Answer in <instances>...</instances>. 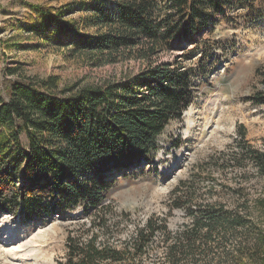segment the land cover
Segmentation results:
<instances>
[{
    "label": "rangeland",
    "instance_id": "rangeland-1",
    "mask_svg": "<svg viewBox=\"0 0 264 264\" xmlns=\"http://www.w3.org/2000/svg\"><path fill=\"white\" fill-rule=\"evenodd\" d=\"M74 1L0 0V90L4 97V86L16 78L6 75L8 67H19L21 75L31 77L54 74L61 85L120 79L124 72L140 68L133 61L95 67L26 31L28 21L37 17L33 5L71 4L76 9ZM189 3L204 16L180 23L160 61L171 63L170 69H187L190 103L157 137L152 161L109 175V191L99 206H89L87 212L86 200L64 209L57 196L46 201L50 212L27 221L21 214L0 209V264H72L66 246L69 234L85 238L94 233L98 241L122 250L123 243L151 215L166 225L169 234L157 232L143 253L122 254L121 261L105 264H231L240 243L256 231L255 225L264 229L259 217L264 182L243 149L245 142L264 149V104L248 100L260 85L255 68L264 62V0ZM71 15L77 17L80 12ZM181 15L175 12L172 21L180 22ZM20 143L25 151L24 134ZM234 155H243L241 166L232 159ZM180 181L186 183L173 194ZM190 183L195 187L194 202L188 207ZM101 207H107L105 231L93 222L102 214ZM212 212L240 215L245 224L230 228L212 222L210 236L203 229L193 245L179 236L193 217L207 221ZM173 244L182 246L176 259L167 255L168 245Z\"/></svg>",
    "mask_w": 264,
    "mask_h": 264
},
{
    "label": "trees",
    "instance_id": "trees-1",
    "mask_svg": "<svg viewBox=\"0 0 264 264\" xmlns=\"http://www.w3.org/2000/svg\"><path fill=\"white\" fill-rule=\"evenodd\" d=\"M73 4L76 9L71 4L33 5L37 17L28 21L26 31L95 67L130 61L141 66L120 79L67 85H61L54 74L31 77L21 75L19 67L5 69L6 75L16 78L4 86L6 97L0 90V209L21 214L24 221L50 212L46 201L56 196L64 209L82 199L87 201L86 212L89 206H99L111 186L108 176L142 162L149 164L159 134L190 103L187 69H170L172 64L161 62L160 56L169 50L185 18H203L196 5L189 0H75ZM75 10L80 15L72 17ZM175 12L182 14L180 22L172 21ZM255 75L260 85L248 100L264 104V62L255 68ZM22 134L27 138L25 151ZM243 146L264 182V149L246 142ZM243 158L232 159L241 166ZM186 189L190 207L195 187L190 183ZM260 205L264 223V198ZM106 208L101 207L102 214L93 220L101 231L108 228ZM213 212L207 221L193 217L179 236L193 245L203 229L210 236L212 222L230 228L245 224L240 215ZM255 227L235 250L231 264H264V229ZM157 232L169 234L166 225L151 215L122 250L98 241L94 233L85 238L69 234L68 263H115L125 257L122 254L137 256ZM181 248L168 245V257L176 259Z\"/></svg>",
    "mask_w": 264,
    "mask_h": 264
},
{
    "label": "water",
    "instance_id": "water-1",
    "mask_svg": "<svg viewBox=\"0 0 264 264\" xmlns=\"http://www.w3.org/2000/svg\"><path fill=\"white\" fill-rule=\"evenodd\" d=\"M144 165H146V163L142 162L139 166H136L135 168H138V167H141V166H144Z\"/></svg>",
    "mask_w": 264,
    "mask_h": 264
},
{
    "label": "bare ground",
    "instance_id": "bare-ground-1",
    "mask_svg": "<svg viewBox=\"0 0 264 264\" xmlns=\"http://www.w3.org/2000/svg\"><path fill=\"white\" fill-rule=\"evenodd\" d=\"M186 113H187V114L190 113V110L186 111ZM9 234H10V233H9ZM9 234H8V235H9ZM12 236H13V235H12ZM16 248H17V247H16Z\"/></svg>",
    "mask_w": 264,
    "mask_h": 264
}]
</instances>
